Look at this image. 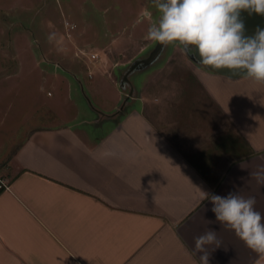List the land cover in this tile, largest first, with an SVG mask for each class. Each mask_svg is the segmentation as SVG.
Here are the masks:
<instances>
[{"label":"crops","instance_id":"1","mask_svg":"<svg viewBox=\"0 0 264 264\" xmlns=\"http://www.w3.org/2000/svg\"><path fill=\"white\" fill-rule=\"evenodd\" d=\"M177 69H153L129 91L114 82L112 100L90 105L98 132L35 128L0 162V264H200L194 238L210 229L222 241L207 246L210 264H264L199 198L255 196L264 215L252 175L264 166V81ZM59 101L48 107L74 121V101L68 114Z\"/></svg>","mask_w":264,"mask_h":264},{"label":"rangeland","instance_id":"2","mask_svg":"<svg viewBox=\"0 0 264 264\" xmlns=\"http://www.w3.org/2000/svg\"><path fill=\"white\" fill-rule=\"evenodd\" d=\"M159 17L153 0H0L1 164L32 129L63 120L92 128L90 105L112 100L114 82L122 92L129 91L158 67L179 70L186 63L203 67L177 41L161 44L153 60L128 71L155 46L157 41L146 37ZM125 72L131 83L123 80ZM75 77L84 87L98 83L103 90L94 97L78 87ZM68 83L71 88L63 99ZM59 100L68 104L67 114L74 101L78 107L74 121L59 116L62 107H48ZM195 112L202 116L200 108L189 113ZM95 126L90 131L98 132Z\"/></svg>","mask_w":264,"mask_h":264},{"label":"clouds","instance_id":"3","mask_svg":"<svg viewBox=\"0 0 264 264\" xmlns=\"http://www.w3.org/2000/svg\"><path fill=\"white\" fill-rule=\"evenodd\" d=\"M160 13L158 22L148 28L147 39L168 45L179 42L188 52L195 50L200 63L214 69L246 72L257 81H264V29L253 36L244 35L241 10L264 15V0H153ZM264 183V166L252 173ZM203 200H210L216 221L233 230L245 244L264 257V215L257 211L255 196L244 197L236 192L225 196L200 191ZM222 241L215 230L194 238V249L203 253L200 264H210L209 245L220 247Z\"/></svg>","mask_w":264,"mask_h":264},{"label":"water","instance_id":"4","mask_svg":"<svg viewBox=\"0 0 264 264\" xmlns=\"http://www.w3.org/2000/svg\"><path fill=\"white\" fill-rule=\"evenodd\" d=\"M240 18L241 20L243 21L244 23V35L245 36H253L255 35L256 31L258 29H264V15H261V14H257V13H251L249 14L248 11L246 10H241L240 12ZM161 47V43L160 42H156L155 46L153 47V49L149 52V54L140 59V60H136L134 61L130 66H129V70L133 69L135 66L139 65V64H143V65H146L148 64L151 60L154 59V57L157 55L159 49ZM193 56L195 58V60L200 63V57H199V54L198 52H196L195 50L193 51ZM204 68L214 72V73H217V74H220V75H224V76H228V77H235V76H238L240 74H244L246 72H236V73H233L231 70L229 69H214L212 67H209V66H206L202 63H200ZM128 70V71H129ZM126 75L123 76V80H126Z\"/></svg>","mask_w":264,"mask_h":264},{"label":"built area","instance_id":"5","mask_svg":"<svg viewBox=\"0 0 264 264\" xmlns=\"http://www.w3.org/2000/svg\"><path fill=\"white\" fill-rule=\"evenodd\" d=\"M95 56H96V55H95L94 53H90V54H89V57L92 58V59L96 58Z\"/></svg>","mask_w":264,"mask_h":264},{"label":"trees","instance_id":"6","mask_svg":"<svg viewBox=\"0 0 264 264\" xmlns=\"http://www.w3.org/2000/svg\"><path fill=\"white\" fill-rule=\"evenodd\" d=\"M120 116H121V115H118V116L115 118V120H114V124L117 123V120L119 119Z\"/></svg>","mask_w":264,"mask_h":264},{"label":"flooded vegetation","instance_id":"7","mask_svg":"<svg viewBox=\"0 0 264 264\" xmlns=\"http://www.w3.org/2000/svg\"><path fill=\"white\" fill-rule=\"evenodd\" d=\"M194 51V50H193Z\"/></svg>","mask_w":264,"mask_h":264}]
</instances>
